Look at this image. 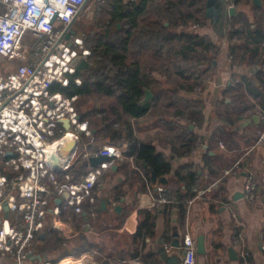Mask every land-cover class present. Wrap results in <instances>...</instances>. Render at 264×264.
<instances>
[{
  "label": "crops",
  "instance_id": "0c3cea01",
  "mask_svg": "<svg viewBox=\"0 0 264 264\" xmlns=\"http://www.w3.org/2000/svg\"><path fill=\"white\" fill-rule=\"evenodd\" d=\"M206 1L204 0V23L199 24L189 19L187 28L200 35H208L213 42H218L220 53L214 61V67L208 71V81L201 93L193 88L178 92L181 98L200 99L204 104L202 125H189L202 136L201 142L190 154L174 156L173 150L179 148L177 145L180 138L179 135L173 137L174 134L167 130L166 119L162 115L159 116L160 119L158 116H148L141 122L143 132L140 138L151 141L156 151L165 156L171 164L172 173L189 164L200 177V183L193 187L194 190L197 189L196 194L187 201L184 216H180L177 208H173L167 215L163 213L161 205L171 201H163V197H159L170 183L168 174L162 176L166 178L165 184L153 181L152 170L147 176L143 167L137 165L133 157L127 154L125 141L113 143L109 137L98 138L96 129H92L98 140L117 146L122 158L103 170L99 177L102 186L98 192V213L91 230L81 231L83 214H74L72 221H56V229L51 228L49 222L43 225L38 234V242L51 260L48 244L52 235L70 240L85 234L94 246L83 251L81 258L69 254L60 259L72 256L80 259V262L82 259L90 260V264L94 261V264H145L139 256L130 255L137 243L134 242V233L140 220L144 218L138 214V210L149 209L154 214L156 212L154 231L152 236L144 238V243L139 241L138 249L139 254H153L157 264H164V253L176 252L182 255L185 235L191 236L196 243L201 234L204 235L206 252H196V264H264V143H257L260 132L264 129V113L260 112L258 105L254 112L245 111L244 116L234 124L225 122V117L235 107V101L225 93L228 86L235 82L258 85L264 48L261 47L262 59L259 57L260 60L256 63L253 60L257 57L252 60L244 49L234 59L229 48L231 44L239 43L240 39L229 41V25L224 32L223 21L214 22L212 17L206 15ZM222 3L223 0H216L214 10ZM229 6L235 7L234 16L241 14L244 27L249 25L254 29L264 24V13L260 9H264V0H260L258 4L254 0H241L237 5L227 0L226 8ZM232 16H229L228 24ZM156 20L154 14L142 19L147 23ZM167 24L166 21L165 25ZM154 76L159 81H166V77L158 72ZM164 111L165 109L160 113L163 114ZM253 116H257V119H253ZM169 118L175 119L173 116ZM176 121L179 124L186 123L180 118ZM227 169L229 172L225 173ZM250 174L257 184L252 200L246 199L243 191ZM160 185L163 186L162 190H159ZM221 185L224 186V192L220 191ZM103 200L107 201L105 205H101ZM175 239L179 242L177 248L172 246ZM165 244L171 246L170 251L166 250ZM230 247L235 250L236 259L230 255ZM1 260L5 264H12L11 259Z\"/></svg>",
  "mask_w": 264,
  "mask_h": 264
},
{
  "label": "built area",
  "instance_id": "2783aa9c",
  "mask_svg": "<svg viewBox=\"0 0 264 264\" xmlns=\"http://www.w3.org/2000/svg\"><path fill=\"white\" fill-rule=\"evenodd\" d=\"M87 2L0 0V264L2 258L12 264H60L62 259L51 260L40 248V230L47 222L56 229V221H72L74 214L84 215L81 231L91 230L99 177L122 158L117 146L97 139L71 92L82 84L72 60L91 55L84 37L71 28ZM257 143H264V129ZM98 155L108 158L91 166L88 158ZM81 161H87L83 169ZM256 187L248 175L246 199L252 200ZM165 248L171 250L169 244ZM182 252L181 264H196V243L189 235Z\"/></svg>",
  "mask_w": 264,
  "mask_h": 264
},
{
  "label": "trees",
  "instance_id": "16d2710c",
  "mask_svg": "<svg viewBox=\"0 0 264 264\" xmlns=\"http://www.w3.org/2000/svg\"><path fill=\"white\" fill-rule=\"evenodd\" d=\"M230 1L237 5L241 0ZM106 3L109 7L104 8V12L107 10V14L97 25L101 29L88 32L86 38L91 48L88 57L91 67L80 73L82 84L72 87L71 92L78 95L79 110L89 120L91 128L96 129L98 138L109 137L113 143L125 141L127 154L143 167L147 176L150 170L157 177L170 176V183L159 196L171 199L161 205L163 213L167 215L177 208L180 216H184L187 201L196 194L197 189L193 187L200 183V177L189 164L172 173L165 156L156 151L151 141L140 138L141 122L148 116L160 119L162 115L166 119L167 130L173 137L179 135L180 138L179 148L173 150L174 156L190 154L201 142L202 136L189 125H202L204 104L200 99L181 98L178 92L201 87L220 53L218 42L187 28L189 19L204 23V0H108ZM260 9L264 13V9ZM150 14L156 15L157 20L143 22ZM242 21L241 14L230 18L228 39H240V42L231 44L229 51L237 59L238 52L244 49L252 60L257 57L253 60L256 63L259 57L262 59L264 24L251 29L249 25L244 27ZM156 72L166 77V83L155 78ZM258 79L256 86L247 82L228 86L225 93L235 101V107L225 117L227 124H234L245 111L254 112L258 105L264 113V59ZM145 88L153 92V98L147 101L143 100ZM91 100L95 102L90 103ZM86 103L87 108L81 110L80 106ZM162 107L163 114L160 113L164 110ZM172 116L175 119L169 118ZM178 118L186 123L179 124ZM86 165L87 161H81L78 167L83 169ZM220 191L224 192L223 185ZM138 214L144 218L134 233L137 243L130 256H139L145 264H157L153 254H139L138 249L139 241L144 243V238L153 234L156 212L139 209ZM93 246L85 234L70 240L52 235L48 249L57 252L52 258L57 260L69 254L79 255Z\"/></svg>",
  "mask_w": 264,
  "mask_h": 264
},
{
  "label": "water",
  "instance_id": "95a60500",
  "mask_svg": "<svg viewBox=\"0 0 264 264\" xmlns=\"http://www.w3.org/2000/svg\"><path fill=\"white\" fill-rule=\"evenodd\" d=\"M216 2V0H207L206 1V15L208 17H212L214 22H222L223 21V27H224V32L226 31L225 28L228 25V19L229 16H232L235 13V7L233 6H229L226 8L227 6V0H223V3L221 5L218 6V8H216L214 10V3ZM255 3H260V0H254ZM222 14H224V18L222 19ZM222 27V28H223ZM71 65L75 67L76 71L78 72H85L87 70L90 69L91 67V63L87 58H83L81 56H77L75 57L72 62ZM145 96H144V101L150 100L153 98V93L150 89L145 88ZM253 119H257V116H253ZM67 127V124H66ZM108 158L107 155H98V156H90L88 158V162L91 166H97L98 164H100L102 161L106 160ZM151 178L153 181H158L160 183H166V178L164 177H160L157 178L156 174L152 171L151 172ZM107 203V201L103 200L101 202V205H105ZM116 208H119V206H117ZM172 246L174 247H179V242L177 239L173 240L172 242ZM196 252L199 254H204L206 252L205 249V243H204V235H199L197 237V242H196ZM229 253L233 258H237L236 256V252L235 250L230 247L229 248ZM184 254V252H182V255ZM182 255L173 252L170 254H163V259H164V264H181V259H182ZM38 258L40 256H37Z\"/></svg>",
  "mask_w": 264,
  "mask_h": 264
},
{
  "label": "rangeland",
  "instance_id": "374dc122",
  "mask_svg": "<svg viewBox=\"0 0 264 264\" xmlns=\"http://www.w3.org/2000/svg\"><path fill=\"white\" fill-rule=\"evenodd\" d=\"M108 0H88V2L85 4V6L82 8L80 14L77 16V18L74 20L71 28L74 32H76L78 35H81L84 37L85 43L88 47H90L89 42H87L86 38L88 36V32H96L97 30L101 29L100 27H98V24H101V20L102 18L105 17V14H107V10L106 13L104 12V8L108 9L109 6H107ZM105 7H104V6ZM100 20V21H99ZM227 31V29H226ZM89 44V45H88ZM29 62V58L25 59L22 63H28ZM1 73V71H0ZM208 78L204 79V85L207 83ZM202 88H203V84L201 85V87L197 88L198 91L201 93L202 92ZM95 101L91 100L90 103H94ZM77 103H79V99L77 100ZM88 103L81 105L80 109L83 110L85 108H87ZM51 251V257H56L57 256V252L53 253V251L50 249ZM83 252H81L79 255L74 254L76 257H79Z\"/></svg>",
  "mask_w": 264,
  "mask_h": 264
},
{
  "label": "bare ground",
  "instance_id": "6f19581e",
  "mask_svg": "<svg viewBox=\"0 0 264 264\" xmlns=\"http://www.w3.org/2000/svg\"><path fill=\"white\" fill-rule=\"evenodd\" d=\"M56 145H53L52 148H55ZM143 196V195H142ZM80 259H76L72 256H67L65 258L62 259V261L60 262V264H77L80 263L79 261Z\"/></svg>",
  "mask_w": 264,
  "mask_h": 264
}]
</instances>
